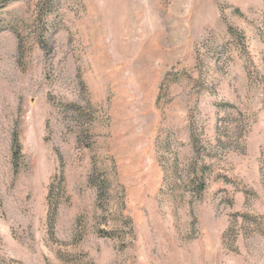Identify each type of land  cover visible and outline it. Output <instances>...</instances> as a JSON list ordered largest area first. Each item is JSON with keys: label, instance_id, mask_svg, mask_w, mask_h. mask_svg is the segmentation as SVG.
I'll use <instances>...</instances> for the list:
<instances>
[{"label": "rangeland", "instance_id": "374dc122", "mask_svg": "<svg viewBox=\"0 0 264 264\" xmlns=\"http://www.w3.org/2000/svg\"><path fill=\"white\" fill-rule=\"evenodd\" d=\"M0 264H264V0H0Z\"/></svg>", "mask_w": 264, "mask_h": 264}, {"label": "trees", "instance_id": "16d2710c", "mask_svg": "<svg viewBox=\"0 0 264 264\" xmlns=\"http://www.w3.org/2000/svg\"><path fill=\"white\" fill-rule=\"evenodd\" d=\"M5 1H9V0H5ZM19 144H18V141L17 139L15 138L14 139V148H13V156L14 158L18 157L19 155Z\"/></svg>", "mask_w": 264, "mask_h": 264}]
</instances>
